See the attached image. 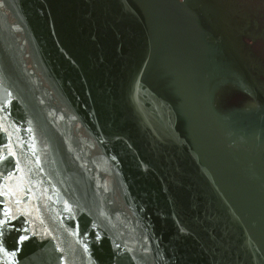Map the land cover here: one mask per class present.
I'll return each mask as SVG.
<instances>
[{"label": "water", "instance_id": "water-1", "mask_svg": "<svg viewBox=\"0 0 264 264\" xmlns=\"http://www.w3.org/2000/svg\"><path fill=\"white\" fill-rule=\"evenodd\" d=\"M6 211L0 264H264V0H0Z\"/></svg>", "mask_w": 264, "mask_h": 264}, {"label": "snow or ice", "instance_id": "snow-or-ice-1", "mask_svg": "<svg viewBox=\"0 0 264 264\" xmlns=\"http://www.w3.org/2000/svg\"><path fill=\"white\" fill-rule=\"evenodd\" d=\"M4 215H5V219L0 221V225H6L8 223V219L10 218L9 213L6 211Z\"/></svg>", "mask_w": 264, "mask_h": 264}]
</instances>
